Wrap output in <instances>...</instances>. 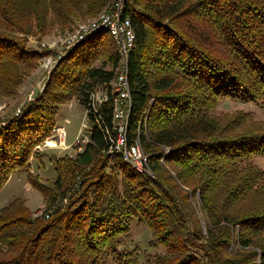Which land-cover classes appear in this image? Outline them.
Returning a JSON list of instances; mask_svg holds the SVG:
<instances>
[{"label":"trees","instance_id":"obj_1","mask_svg":"<svg viewBox=\"0 0 264 264\" xmlns=\"http://www.w3.org/2000/svg\"><path fill=\"white\" fill-rule=\"evenodd\" d=\"M109 1L0 0V91L14 94L44 53L28 46V34L93 17ZM126 14L135 34L127 138L136 135L137 118L152 98L141 144L155 178L105 153L112 104L104 102L96 113L101 125L94 121L81 153L54 159L55 178L47 184L29 176L49 203L48 217H32L20 200L0 209V264H103L109 258L115 264H253V248L264 264L263 172L250 161L264 155V132L241 133L235 118L209 114L226 98H264V0H131ZM115 48L108 32L70 47L43 93L0 121V189L15 171L29 170L31 157H41L34 149L51 133L60 106L72 98L85 105L97 87L110 92ZM162 147L169 149L165 156ZM162 157L182 185L200 188L207 236ZM134 220L163 254L139 262L137 249H120ZM234 227L244 238L231 259Z\"/></svg>","mask_w":264,"mask_h":264},{"label":"rangeland","instance_id":"obj_2","mask_svg":"<svg viewBox=\"0 0 264 264\" xmlns=\"http://www.w3.org/2000/svg\"><path fill=\"white\" fill-rule=\"evenodd\" d=\"M112 3L113 0H110L107 5H105V7H103L101 11H99L93 17H79L76 19L75 23L66 24L65 26L54 25L46 34L42 36L31 34L26 36L29 47H32L39 52L43 51L44 53L37 61H35V65H32L33 68H30L25 72V74L22 75L20 82L14 87V94L5 95L0 91V121L12 115H18L26 103L33 102L35 98L39 97L43 93L45 85L49 80V75L57 65L56 60L58 55L63 53L66 55L68 49L70 48L69 47L66 49L68 40L71 39V37L79 30L80 27H83L98 18L101 12L112 11ZM115 49L119 57V65L121 63L122 56L120 57L118 54L119 49L117 47ZM64 50L66 52H64ZM98 64L99 63L97 62L96 65ZM112 83L113 81L110 83L111 86ZM95 90L96 99L101 100L104 89L97 87ZM260 98L263 97L261 96ZM260 98H258L256 101H243L233 98H226L220 102H217L216 106L210 111L209 114L217 118H222L224 116L225 121H230V119L235 118L233 119V124L239 125V128H237L238 132L263 133L264 98ZM147 108L148 103L142 110L140 116L137 118L138 123L136 133L139 132L140 141L141 133L146 135V131L148 130L149 126L147 123V116H142L144 114L143 111ZM88 113H90L88 107L80 104L75 98H72L70 101L60 106L59 112L56 116V124L54 125L53 129L62 127L64 129L63 136L60 137L61 139L51 138L54 134V130L52 129L51 133L44 138L42 143L37 145L43 146L42 149L40 150L36 147L34 149L40 151L42 154L41 157L39 159L32 157L30 158L31 164L29 170L15 171L10 175L7 182L0 189V209L6 207L12 201L20 200L22 201L23 206L29 210L32 217H48L49 209L47 205H49V203L44 200V196L41 191L36 189L29 182V176L37 177L39 182L45 184L55 178L53 160L61 157L64 154L72 157L79 152V150L77 151L73 147L74 139L79 135V133L85 135L88 134L86 128H84V125H92L91 122L93 121V119H88ZM118 124L122 125L123 123L118 122ZM124 130H126L125 127L123 129L120 128V132H123ZM84 146L85 144H83L82 151ZM140 147L143 152L142 154L147 159V163L149 165V155L148 153L144 152L142 144H140ZM166 148L168 147H162L163 151H165ZM167 154L164 152V156ZM250 161L255 169L263 172L261 180L262 187L264 188V155L251 156ZM160 163L164 168L163 170L172 179H174V183H176V185H178V187L187 194L188 202H190L194 211V217H196L199 221V230H201L204 236H207L206 227L210 221L207 211H205L204 207H201L202 202L200 200V196L202 193L200 188H198L196 185H182L176 178L177 169H171L168 165H166L164 163L163 157L160 159ZM150 171V177L155 178V173L152 168ZM66 201L67 198L66 200H62L63 203ZM231 229L232 237L228 242V251L231 254H226H228L227 256L229 258L234 259L233 257H236L235 254L238 252L237 248L239 247V243L241 239L244 238V236L243 230L240 232V230L236 227ZM241 236L243 237L241 238ZM150 239L151 233L147 227L144 224L138 223L136 220H134L131 226L130 234L123 239L120 249H137L139 262L150 259L154 254H163L165 252L164 248L161 245L151 244ZM252 250H256L257 252V255L253 257V264H261L259 250L256 248H253ZM103 264H115V262L112 258H109ZM245 264H248V262Z\"/></svg>","mask_w":264,"mask_h":264},{"label":"built area","instance_id":"obj_3","mask_svg":"<svg viewBox=\"0 0 264 264\" xmlns=\"http://www.w3.org/2000/svg\"><path fill=\"white\" fill-rule=\"evenodd\" d=\"M131 0H113L112 11H103L100 13L99 17L96 18L91 23L80 27L79 30L68 40L66 49L75 46L76 44L86 41L93 35L108 32L112 37L116 47L119 49L118 54L121 57V63L118 65V72L115 75L112 86L110 84V92L108 93L104 89L101 100L96 99V90L89 94V99L85 104L88 107L90 113L87 114L88 119H93L91 124L94 126V121L100 124L98 121V116L96 115L97 110L106 101H110L112 104V119H111V129L106 126L103 128L104 135L107 140V145L104 149L105 153L108 155H119L125 165L134 170L139 174H144L150 176L151 167L147 163V159L143 156L142 149L140 147L141 141L139 132L128 140L127 129H128V119L129 113L132 106L130 88L128 82V56L133 47L135 34L132 27V22L129 15L126 14L128 4ZM64 52H66L64 50ZM63 54H59L56 60L58 61L63 58ZM100 88V87H99ZM153 104V99L148 102V108L143 111V117L147 116L149 108ZM118 122H122L120 125ZM84 125L89 134L93 126ZM101 125V124H100ZM125 133L120 132V128H124ZM54 134L51 138L61 139L60 137L64 134V129L62 127L53 129ZM79 133L74 139L73 147L79 152H82V147L85 142L88 141L89 135ZM48 138V139H51ZM47 142V141H46ZM45 142V143H46ZM43 146H36L38 149H42ZM166 154L169 149L166 148L164 151ZM66 200V198H63ZM47 217V216H46Z\"/></svg>","mask_w":264,"mask_h":264}]
</instances>
